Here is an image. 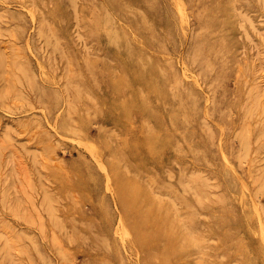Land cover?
I'll list each match as a JSON object with an SVG mask.
<instances>
[{
  "label": "rangeland",
  "instance_id": "374dc122",
  "mask_svg": "<svg viewBox=\"0 0 264 264\" xmlns=\"http://www.w3.org/2000/svg\"><path fill=\"white\" fill-rule=\"evenodd\" d=\"M58 3L0 0V264H119L117 243L124 264H143L126 226H119L122 207L109 171L99 163L100 157H111L110 151L95 149L104 140L151 194L179 210L194 242L182 264H252L260 249L258 264H264V138L258 128L264 129V0H235L243 19L232 30L237 42L218 77L189 58L199 31V4L156 0L164 17L177 15L178 27L165 48L147 50L172 63L183 86L197 95V107L187 137L183 127L177 130L180 148L168 149L163 160L147 156L144 166L136 165L141 152L133 151L134 144L146 137L142 124L156 130L154 118L116 121L92 108L108 101L110 79L123 74L121 57L94 26L99 7L108 5L64 0L57 24ZM41 20L55 29L48 32L51 42L39 33ZM155 25L158 31L164 26ZM253 91L260 116L247 114ZM46 92L54 98L49 94L47 100ZM68 103L74 110L67 111ZM63 117L83 133L65 132ZM241 135L249 149L240 144ZM124 139L133 145L126 147ZM247 208L249 222L243 220Z\"/></svg>",
  "mask_w": 264,
  "mask_h": 264
},
{
  "label": "bare ground",
  "instance_id": "6f19581e",
  "mask_svg": "<svg viewBox=\"0 0 264 264\" xmlns=\"http://www.w3.org/2000/svg\"><path fill=\"white\" fill-rule=\"evenodd\" d=\"M63 1L59 0L58 8L53 15V20L57 24L60 23L58 14L61 11L60 2ZM188 1L198 3L201 9L198 14L199 31L193 35L189 58L195 63H200L205 69L204 72L211 71L217 77L224 76V64L228 57L226 54L237 42L232 30L239 20L243 19V16L236 10L235 0ZM105 2L111 12L108 8L99 7V14L94 19V26L102 30L107 41L112 44L114 52H117L116 55L121 57L120 63L123 74L119 75L118 78L112 77L110 79L112 86L107 90L108 101L104 99L99 105L92 102V108L94 112L108 115L116 121H120L123 117L130 119L137 115L142 117L143 115H150L154 118L157 123L156 130L142 124L141 129L142 132H146V137L134 144L133 151L137 154L139 151L141 152L138 154L139 162L136 165L144 166L147 156H158L160 160H163L168 149L180 148V144L176 141V136L179 135L177 130L179 127H183L182 136L187 137L190 129L188 123L197 107V95L191 89L183 86L171 62L162 56L150 54L147 50L148 47L165 48L166 43L171 41V36L178 27L177 15L173 12L172 19L164 17L156 0H105ZM165 12L168 14L167 8ZM156 21L163 23L162 30L156 29ZM40 23L39 33L51 42V35L48 32H55V29L53 30L52 26L45 24L46 22L44 23L43 20ZM21 71L24 75L28 73L25 66L21 68ZM74 93L78 97L80 96L79 89L75 88ZM49 94H51V98H54L52 93L47 94V92L45 93L46 97ZM82 96L89 101L92 100L87 95L84 97L81 92ZM151 97L155 99V103L151 102ZM249 97L251 105L247 114L256 113L257 116H260L262 108L256 92L250 93ZM51 98L46 99L51 100ZM54 103H47L48 108H52ZM67 105V111L74 110L71 103ZM153 106H156V110L153 109ZM61 128L65 132H71L78 136L83 133L81 127L71 124L66 117L62 118ZM258 128L259 132L261 131L259 139H262L264 138V129H262L261 124ZM240 138V144L242 143L243 147L248 148L250 146L248 138L243 135ZM123 142L126 147L133 145L130 140L124 139ZM95 149L100 154H104V151L111 153V157L107 160L100 157L99 163L106 169L107 173L109 171L111 175V181H109L112 182L122 207L123 216L119 217V226L121 224L124 225V228L126 226L127 229L124 233H128L130 245L139 249L144 259L143 264H182V262L188 261L194 242L191 231L182 222L180 218L182 216H179L177 212L179 210L176 211L174 205L164 196L151 194L144 182L139 179V175L130 170V164L129 168H127L128 162L125 166L121 164V159L116 154L117 150L113 149L109 141L104 140L100 147ZM133 151L132 155L134 154ZM245 160L248 161V158ZM92 179L93 182L97 181L94 177ZM255 208L257 209V207ZM249 212L248 208L243 212L244 221L247 218L249 222ZM49 215L51 216V214ZM55 217H51V220L56 221ZM124 228L122 229L124 230ZM105 229L108 230V228ZM259 236L257 237L259 238ZM242 241L241 249L246 254L245 241ZM115 252L118 263L124 264L118 243L115 245ZM261 253L260 249L259 253L251 260L252 264H258Z\"/></svg>",
  "mask_w": 264,
  "mask_h": 264
}]
</instances>
